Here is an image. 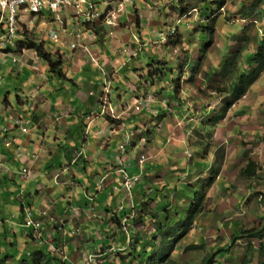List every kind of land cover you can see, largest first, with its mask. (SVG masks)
Instances as JSON below:
<instances>
[{
    "label": "rangeland",
    "instance_id": "rangeland-1",
    "mask_svg": "<svg viewBox=\"0 0 264 264\" xmlns=\"http://www.w3.org/2000/svg\"><path fill=\"white\" fill-rule=\"evenodd\" d=\"M94 1L102 11L109 5L113 6L115 0ZM125 4L124 10L117 14V26L121 22V29H126L124 41L116 31L117 26L109 28L98 21L96 25H91L93 22L85 24L88 32L95 36L92 48L96 53L111 46L115 48L111 50L113 55L121 60L117 62V67L106 66L103 72L100 71L104 80L97 78L95 91H99L100 110L94 113L92 119H88L91 122L108 116V122L115 129L114 147L111 146L107 156L112 162L115 161L114 170L121 179L115 182L113 188L114 200L117 199L120 205L115 208L110 206L113 207L112 213L119 215L121 207L130 206L134 196L135 189L133 186L128 189L125 175L119 171L120 168L127 170L126 163L132 159L136 163V171H140L128 169L129 176L138 177L133 185L140 182L146 185L141 195H136L137 204H133L137 205L139 211L153 210L150 216L157 214L152 222L149 216L143 217L130 206V217L121 218L127 232L144 236L136 245L138 250H157L159 256H164L168 250L160 261L162 264H201L203 257L227 247L219 256L216 254L211 264H245L246 247L251 245L255 251V257L251 254L253 262L262 263L264 241L262 244L260 238L252 236L250 240L231 242L230 237L238 228L256 229L264 240V5L256 0H129ZM60 15L67 19L74 17L71 13ZM22 17L24 26L19 25L23 26L19 30L22 37L13 46L0 41V110L1 105H6L5 99L9 98L12 106L3 108L6 117H1L0 128L3 127V120L21 113L16 95L21 87L19 75L25 79L21 65H32L33 71L29 74L47 71L45 59L38 57L32 49L20 48L26 37L43 42L53 61L62 58L64 76L66 73H77V68L84 70L88 65L87 54L82 51L74 50L73 60L67 36L54 14L44 10L42 14H22ZM74 22L79 24L77 17H74ZM52 30L57 32L59 40L50 38ZM115 38L121 39L118 47ZM87 45L89 47V42ZM238 49H241L237 60L239 71L253 73V82L242 97L227 106L229 86L237 81V74L228 78L222 74V69L228 57ZM105 54L108 55L107 51ZM252 55L253 60L248 64L246 59ZM92 67L96 70L95 66ZM160 70L162 73L159 74ZM48 72L50 79L56 77L55 80L59 81L57 77L60 76L49 67ZM57 86L55 84L54 96L59 92ZM22 90L19 97L28 95L30 99L29 88ZM80 90L85 92L82 87ZM218 116L222 118L216 119ZM53 121L59 123V117ZM39 132L42 134L45 130ZM113 151L118 154L115 160ZM250 162L256 168L253 177L242 173ZM38 165L36 163L34 169ZM137 165L143 170H139ZM11 166L16 184L7 196L10 205L6 203L0 207L2 218H7V223H10L6 232L8 238L2 233L0 247L8 244L10 248V240L15 241V247L22 251L26 247L24 239L27 236L23 232H29L32 228L24 224L18 194L20 190L22 194L25 192L23 184L32 179L33 173L43 177L42 185L46 184V179L41 172L30 171L27 162L22 164L12 159ZM58 167L59 164L56 165ZM70 167L75 168L74 165ZM94 168L97 171L102 169L98 164ZM47 182L51 189L55 187L54 181ZM77 182L83 194V188L88 186L87 179ZM186 182V186L191 188L189 192L184 186ZM182 183L184 188L179 187ZM26 186L33 190V184ZM172 187L176 190H172ZM166 188L170 189L168 194ZM194 188L199 191L198 202L192 192ZM89 191L90 195L97 193L93 187ZM47 193L55 196L49 193V189ZM104 194L99 195L98 200L105 202V197H101ZM107 194L110 196V191ZM84 196L89 198L86 194ZM81 197L75 195L76 199ZM72 199H61L58 203L67 204ZM75 200L70 205L72 208L81 206ZM187 207L192 209L189 213ZM30 210L36 217L32 208ZM167 212L170 226L176 233L174 238H170L169 245L167 236L160 230L162 227H159L158 216L162 214L165 217ZM94 215L96 219L97 215ZM39 220L44 229L48 227L43 216ZM80 224L81 228L67 224V233L56 232L66 235L63 241L70 239L66 244L61 241L65 253L59 248L51 254L37 243H31L28 251H41L45 257H51L45 263V257L41 258L40 264H102L106 261L110 264H136L137 257L132 258L129 249L123 252L122 259L115 255H110L108 260L102 259L98 248L105 240L96 237L103 233L108 224L86 220ZM92 229L97 234L88 240ZM168 232L173 237V232ZM69 233L73 235L72 238ZM177 235L178 239L175 238ZM51 236H56L55 232ZM117 239L118 236L113 235L111 242ZM70 242L72 247H68ZM142 244L146 246L141 247ZM162 248L164 251L160 252ZM114 249L112 247L109 253ZM28 255H22L19 259L13 255L12 259H8L0 253V264L7 261L17 264L18 260L19 264H34Z\"/></svg>",
    "mask_w": 264,
    "mask_h": 264
},
{
    "label": "crops",
    "instance_id": "crops-1",
    "mask_svg": "<svg viewBox=\"0 0 264 264\" xmlns=\"http://www.w3.org/2000/svg\"><path fill=\"white\" fill-rule=\"evenodd\" d=\"M96 6L101 11V8L97 4ZM120 24L121 22L118 26L116 25V31L118 34H121L120 37L123 40L126 29H121ZM70 37H67L69 42L71 40ZM94 38L95 36L92 34V37L89 38L90 40H83L87 49L81 46L77 48H71L69 46L72 50V55L74 50L82 51L85 55L87 54L88 65H86L84 70L77 68L75 70H79L77 73H66L65 76L57 77L58 82L55 80L56 77L50 79L51 74L48 72V67L46 72L34 75L32 74L33 72L29 74L31 70L33 71L31 64L25 63L21 65L25 79L21 77L22 75L18 74L21 81V87L18 89L23 93L22 88H29L30 99L28 95L20 98L18 95L20 92L17 91L16 95L19 99L21 113L17 112V115L14 117L11 116L3 120V127L0 128V207L6 203L10 205L7 196L16 184L13 180L15 174L11 168L12 159L14 161L18 160L22 164H26L27 162L30 171H36L35 173L41 172L45 176L46 184L42 185L41 181L43 177L34 175V173L31 180L25 181L22 187L25 189V192L22 195H19L20 193L18 194V198L21 200V202H18L20 203L22 217L24 218L25 216V209L30 210L32 208L36 218L39 219V217L43 216L47 221L48 227L44 229L41 223L38 230L31 229L29 232L25 230L23 233L27 235L24 239L26 241V247L22 251L15 247V241L8 240L10 248L8 244L0 247L1 256L8 257V259H12L13 255H15V259H19L22 255L26 257V254H29L28 256L32 257V261H34V258H38L41 262V258L44 257L43 255L45 253L41 251H33L30 253L28 249L31 243L42 245L41 248H46L51 254H54L56 249L59 248L64 251L62 243L66 244L70 239L63 241V239H66V235L64 236L56 232L64 231V233H67V224L69 227L77 225V227L81 228L80 223L84 220L88 222L93 221L94 223L102 225L110 224L113 208L110 206H114L115 208L117 205H120L117 199L114 200L113 188L116 181L120 182L121 177L114 170L115 161L112 162L107 156L111 150V146L114 147L113 133L115 129L108 122V116H101V118L94 119L91 122L88 119H92L94 113L100 110L98 104L99 98L97 96L99 91L95 92L97 90V78L101 81L104 80V76L101 75L100 71L103 68L105 69L106 66H110V68L117 67V62L121 60L113 55L111 50L115 48L112 49L110 48L111 46H107L106 50L96 53L95 49L92 48L95 43ZM115 39L118 43L117 47L120 46L121 39ZM110 41L109 39L108 43ZM88 42L90 48L87 45ZM106 51L108 55L105 54ZM90 54L96 57L98 63L90 60ZM62 63H64L63 60ZM75 64H78V62ZM92 66H95L98 73ZM26 70L27 72L25 73L24 71ZM55 84H58L57 87L59 88L57 96L53 95V90H56ZM81 87L85 92L80 90ZM48 99L51 101H48ZM4 102L6 104L4 106L5 108L12 107L9 98L5 99ZM22 106L24 107L22 108ZM4 107L1 105L0 120L2 119L1 117H6L3 112ZM58 117L59 123H54L53 119H58ZM22 128H25L26 131H23ZM41 130H45V133L41 134L39 132ZM51 135L53 138H51ZM77 154L79 156H76ZM113 154V159L115 160L118 154L116 151H113ZM36 163H39V165L34 169ZM108 163L111 164V167H109ZM57 164H59L58 168H56ZM96 164L99 167L101 166L102 169L95 170L94 165ZM126 164L128 166L126 167L127 171L128 169L129 171L132 169L131 171L140 173V171H136V163L132 159H129ZM70 165H74L75 168L70 167ZM56 169H60V171L57 172ZM139 170L142 171L143 168L139 167ZM83 178L87 179L88 186L83 188L84 193L82 194L79 187H77V181L83 180ZM47 180L49 182L54 181L55 187L53 189L47 185ZM31 184L34 185L33 190H29L26 186ZM57 184L59 185V192L56 191ZM132 186L135 192L131 200L135 204V200L137 199L136 195H141V190H145L146 185L144 182H140V184ZM90 187H93L97 193L90 195ZM48 189L49 193L55 194V196L48 194ZM63 191L65 193H62ZM109 191L110 196L107 194ZM76 194L82 197L76 199ZM84 194L89 198L84 196ZM101 194H104L101 197H105V202H103V199L98 200L97 197ZM160 196L163 197L162 195ZM71 197H73L72 201L67 202V204L65 202L63 204L58 203L61 199L65 200V198ZM73 200L81 206L72 208L70 205H73ZM26 206H28V209ZM94 214L97 215L96 219H94ZM6 219H3L0 213L2 227V229L0 228V238H2V233H5L4 235L8 238L6 232L10 223H7L8 221ZM53 232L56 234L54 237L51 236ZM96 234V230L92 229L88 240L90 236L92 238ZM69 236L72 238L73 235L69 233ZM43 244L45 245L43 246ZM71 244L72 242L69 243L68 247H72ZM16 250L18 251L17 254ZM18 262L17 264H19ZM6 264H9V262L7 261ZM10 264H12L11 261Z\"/></svg>",
    "mask_w": 264,
    "mask_h": 264
},
{
    "label": "trees",
    "instance_id": "trees-1",
    "mask_svg": "<svg viewBox=\"0 0 264 264\" xmlns=\"http://www.w3.org/2000/svg\"><path fill=\"white\" fill-rule=\"evenodd\" d=\"M207 1V0H206ZM218 1V0H216ZM258 3H262L264 5V0H256ZM20 48H27V49H32L36 52V55L38 57H42L43 59L46 60L49 70H51L52 72L57 73L58 76H62L63 72H62V59L61 57H59L58 59H56L55 61H53V59L50 57V53L47 52L45 50L44 47V43L43 42H37L34 38H29L26 37L24 39V41H22ZM263 48V47H261ZM239 54H241V49L236 50L233 55H231L230 57H228V59L225 62V66L222 69V74L225 77L228 78H232L235 74H237V81L234 82L232 85L229 86V91H228V95L226 97V103L227 106H229L231 103L235 102L237 99H239L240 97H242V95L245 94L247 88H249V86L251 85V83L253 82V78L251 77L253 73H246V71L240 70L239 71V67H238V58H239ZM257 55V53H256ZM264 55V53L262 54ZM253 60V55L251 57H248L247 63L249 64L250 60ZM257 60H259V58L257 57ZM237 62V63H236ZM259 68V67H257ZM162 73V71H159V74ZM222 117L224 116V112L221 115ZM220 116H218L216 119H220L222 118ZM26 131V130H24ZM254 166L253 162H250L247 164L246 167H244L242 173L248 177L250 176H254L256 173V168ZM137 167L139 168L140 166L137 165ZM134 168V167H133ZM187 185V182L184 184V186L186 187V189L188 190V192L191 190V188H189ZM179 187H183V183L181 185H179ZM184 188V187H183ZM172 190H176L174 189V187H172ZM186 190V191H187ZM170 191V189H167V194ZM205 188L202 189V193H204ZM143 192V190H141V193ZM193 195L197 196V201L198 202L200 200V195L198 194L199 191L194 188L192 189ZM202 196V195H201ZM164 197V196H163ZM134 202L132 200H130V206L134 207L136 209V211L140 214L143 215V217L149 216L150 220L152 222H154V218L157 216L156 215H152L150 216L151 211L153 210H140L137 209V205H132ZM137 204V202H135ZM169 205V204H168ZM196 205V203H195ZM119 205H117L118 207ZM130 206L128 207H121V211L120 214L118 215L117 213H112L111 215V223L108 224L103 231V233L101 235H99L96 238H100V239H104L105 242L99 246V250H101V257H103L102 259L108 260V258H110V255H115L117 258H123V252L127 251L128 249L130 250V254L132 256V258L137 257L136 259V264H159L160 261L168 254V250L166 251L164 256H159L158 255V251L155 250L153 252H146V250H138V246H136L140 240H142V238L144 237H138V233L136 235H134L133 233L130 234V232H127V227L126 225L122 222L123 217H130V212H132L130 208ZM124 208V209H123ZM188 210V213L190 212L191 207H187L186 208ZM130 211V212H129ZM125 214V215H123ZM159 218V227H162L160 230H162V233L167 236V245H169L168 243H170V238H174V233L172 230V227L170 226V219L168 218L170 215L167 212V215L165 217H163L162 214L158 215ZM142 219L144 220L145 218ZM183 217V216H182ZM182 217L180 218V220L182 219ZM185 218V217H184ZM146 220V219H145ZM171 228H168V227ZM116 227V228H115ZM168 228V230L166 229ZM166 230V231H165ZM168 231H172L173 232V237L171 235H169ZM165 232L168 234H165ZM113 235L118 236V239L116 242H111V238H113ZM252 236H256L258 238H260L261 243L263 244V239L260 236V233H258V231L256 229H237L235 232L232 233L231 237H230V241L233 242L234 240L237 239H244V240H250V238ZM175 238H179V235H177ZM92 239V238H91ZM146 246L145 244H142L141 247ZM114 247V251L111 253L110 250L111 248ZM143 249V248H141ZM227 247L221 248L218 251L211 253L208 256L203 257L201 264H211L212 261L214 260V257L219 256L222 252L226 251ZM98 250V251H99ZM138 250V251H137ZM170 250V249H169ZM246 255L247 257L245 258V264H255L252 260L251 254L255 257V251H253V248L251 245H247L246 247ZM141 251V252H140ZM160 252H163L164 249H160ZM135 252H137L136 254H134ZM217 254V256H216ZM45 257V254L43 255ZM51 259L50 256L45 257V261H49ZM129 261V259L127 260V262ZM34 264H40V260L37 258L34 261ZM163 262H161L160 264H162ZM102 264H110L107 261L103 262ZM130 264V263H127ZM135 264V263H133ZM175 264H179V263H175ZM184 264H188V263H184ZM260 264H264V261Z\"/></svg>",
    "mask_w": 264,
    "mask_h": 264
},
{
    "label": "built area",
    "instance_id": "built-area-1",
    "mask_svg": "<svg viewBox=\"0 0 264 264\" xmlns=\"http://www.w3.org/2000/svg\"><path fill=\"white\" fill-rule=\"evenodd\" d=\"M128 1L115 0L113 6L109 5V7L100 11L94 0H0V41L6 43L7 46H13L22 37V33H19L20 28L24 26L21 20L23 19L22 14H42L44 10H47L56 16V20L61 24L65 36L72 37H70V42L67 38L68 45L71 48L81 46L87 49L83 40L92 37V34L88 32L89 30L85 24L93 22L91 25H95L98 21L109 27H115L117 25V14L123 11L125 3ZM60 13H71V15L77 17L79 24L74 22V17H70V20L67 17L63 18ZM49 36L52 40H59L58 34L54 30L49 33ZM90 60L98 63L96 57L92 54H90ZM119 171L125 175V184L130 189L133 182L138 180V177L129 176L127 170L122 168ZM23 172H26V170L23 169ZM22 192L19 195H22ZM23 219L24 224L33 230H38L41 226L40 220L34 217L31 210L25 209Z\"/></svg>",
    "mask_w": 264,
    "mask_h": 264
},
{
    "label": "clouds",
    "instance_id": "clouds-1",
    "mask_svg": "<svg viewBox=\"0 0 264 264\" xmlns=\"http://www.w3.org/2000/svg\"><path fill=\"white\" fill-rule=\"evenodd\" d=\"M162 249H164V248H162Z\"/></svg>",
    "mask_w": 264,
    "mask_h": 264
}]
</instances>
